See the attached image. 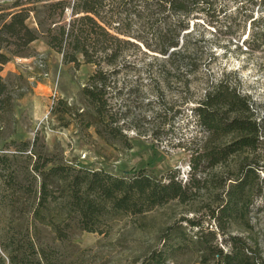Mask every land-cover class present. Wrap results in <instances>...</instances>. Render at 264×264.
Listing matches in <instances>:
<instances>
[{
	"label": "trees",
	"instance_id": "obj_1",
	"mask_svg": "<svg viewBox=\"0 0 264 264\" xmlns=\"http://www.w3.org/2000/svg\"><path fill=\"white\" fill-rule=\"evenodd\" d=\"M231 4L234 8L226 13ZM237 15L243 17L240 23L235 21ZM198 16L215 27L210 39L200 34L191 39L190 19ZM247 19L249 32L237 39L246 43L249 52L264 50V0L0 3V72L13 57L32 56L30 45L40 37L61 54L64 63L79 66L81 58L94 67L80 89L85 107L57 98L53 113L67 115L84 128L93 127L105 141L127 147L131 146L128 130L149 134L157 142L174 138L177 120L194 100L190 110L196 123L194 132L177 139L178 145L189 142L184 148L190 154L184 180L175 169L156 175L143 167L114 175L103 169L76 168L34 150V142L12 140L15 152H0V180L12 202L21 207L11 210L19 213L14 232L0 237V264H54L45 247L30 236L36 225L33 230L24 228L22 215L31 223L49 226L57 239L65 240L74 225L106 234L109 218L141 215L170 200L185 203L205 193L211 201L204 215L169 225L161 249L140 264H165L189 244L212 257L214 264H264L256 241L251 244L228 232L233 224L249 227L252 217L264 210V113L239 90V79L232 83L226 76L203 88L198 99L190 97L191 76L203 48L219 47L221 38L233 34L236 26L243 32ZM208 52L216 57L215 50ZM12 104L13 93L0 75V115L9 112ZM148 109L151 114L144 115L142 110ZM143 122L148 127H142ZM20 159L28 163L26 168L17 163ZM51 204L58 205L55 213ZM183 222L190 229L198 228L196 233L190 234ZM206 222H213L215 229L205 227Z\"/></svg>",
	"mask_w": 264,
	"mask_h": 264
},
{
	"label": "rangeland",
	"instance_id": "obj_2",
	"mask_svg": "<svg viewBox=\"0 0 264 264\" xmlns=\"http://www.w3.org/2000/svg\"><path fill=\"white\" fill-rule=\"evenodd\" d=\"M10 2L0 0L3 5ZM233 8L231 4L226 13ZM258 16L259 13L254 11L253 18ZM198 17L190 19V28H193L191 39L194 40L199 34L210 39L215 34V27L205 25L203 17ZM242 19L241 15H237L235 21L240 23ZM228 20V17H223L225 23ZM249 21L247 19L243 32L240 26H236L233 34L221 38L219 47L210 48L206 45L203 48L197 61L198 68L191 76L192 99H198L203 88L226 76L232 83L239 79V90L250 95L259 104L260 113H264V50L249 52L246 43L242 42L249 32ZM28 23L32 26L35 24L33 18ZM239 34L241 40L237 39ZM30 49L32 56L13 57L0 72L13 93L11 110L0 115V152L10 155L15 152L12 140H28L34 142V150L51 156L55 162L76 168L103 169L114 175L146 167L156 175L175 169L181 176L189 168L190 154L184 149L189 142L178 145L177 139L194 132L196 123L190 108L195 105V100L188 103L183 115L177 120L174 138L157 142L149 134L139 135L128 130L130 147L119 141H105L93 127L84 128L69 116L52 112V104L57 98L78 108L85 107L80 89L94 67L83 63L81 58L79 66L64 63L61 54L47 46L44 37L34 41ZM211 50H215V58L210 56L208 51ZM171 94L178 95L176 92ZM169 96L167 92L166 98ZM142 111H145L144 115H150L152 110ZM147 125L143 122L142 127ZM30 148L31 145L26 153H30ZM17 163L21 168L28 166L24 159ZM3 185L0 180V237L7 238L19 222V213L11 210L13 206L20 208L21 205L12 202V197L2 189ZM210 201L205 193L185 203L177 199L170 200L141 215L121 214L106 221V234L84 231L74 225L65 240L57 239L49 226L31 223L27 216L22 215L20 223L29 230H33L36 225V233L32 232L30 236L45 247L54 264H140L151 252L161 249L164 241L162 236L169 225L184 217L204 215L205 205ZM22 202L26 203L24 199ZM51 209L55 213L58 205L51 204ZM212 224L206 222L204 226L215 229ZM182 225L189 231L185 222ZM197 229H190L189 233L193 235ZM228 232L243 237L251 244L256 241L260 253L264 255V210L252 217L249 227L233 224ZM217 235L219 242L221 236L219 233ZM204 253L189 244L165 264H214L215 260Z\"/></svg>",
	"mask_w": 264,
	"mask_h": 264
},
{
	"label": "built area",
	"instance_id": "obj_3",
	"mask_svg": "<svg viewBox=\"0 0 264 264\" xmlns=\"http://www.w3.org/2000/svg\"><path fill=\"white\" fill-rule=\"evenodd\" d=\"M187 170L188 169H186L185 172L183 171L182 174H181V176H180L183 180L186 179Z\"/></svg>",
	"mask_w": 264,
	"mask_h": 264
},
{
	"label": "crops",
	"instance_id": "obj_4",
	"mask_svg": "<svg viewBox=\"0 0 264 264\" xmlns=\"http://www.w3.org/2000/svg\"><path fill=\"white\" fill-rule=\"evenodd\" d=\"M35 41H36V40H35ZM33 42H34V41H33ZM33 42H32V43H33ZM32 43H31V44H32Z\"/></svg>",
	"mask_w": 264,
	"mask_h": 264
}]
</instances>
